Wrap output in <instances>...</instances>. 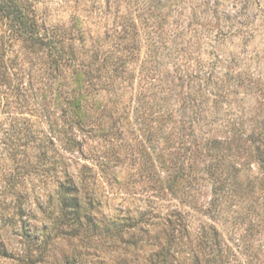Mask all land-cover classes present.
<instances>
[{
	"label": "rangeland",
	"instance_id": "obj_1",
	"mask_svg": "<svg viewBox=\"0 0 264 264\" xmlns=\"http://www.w3.org/2000/svg\"><path fill=\"white\" fill-rule=\"evenodd\" d=\"M29 1L54 46L0 13V264H264V0Z\"/></svg>",
	"mask_w": 264,
	"mask_h": 264
},
{
	"label": "trees",
	"instance_id": "obj_2",
	"mask_svg": "<svg viewBox=\"0 0 264 264\" xmlns=\"http://www.w3.org/2000/svg\"><path fill=\"white\" fill-rule=\"evenodd\" d=\"M0 13L3 18H5L6 20L10 22L12 31L14 32L13 34H15V36H17L19 39L23 40L30 46H33V47L39 46L41 48L43 46H46V47L50 46V48L51 46L52 47L54 46L53 44H50L49 38L47 39L45 34L41 32L39 23L37 21V17L35 15V11L29 0H0ZM5 66L6 65L0 63V86L4 85L6 88L5 90H1L0 88V94H4V95L6 94V99L8 101L9 97L10 96L12 97L14 93L16 95H22V94L24 95V92L22 91V89H20V87H17V86L13 87L11 82L5 81L6 80L5 76H7L6 68L5 70H2V68H4ZM213 77H214L213 71L207 72L205 73L203 80L205 83L209 85L210 83L214 82ZM82 102H83V99L77 98L75 99V102H71V106L74 107L77 110V112L82 113V107H81ZM11 103L8 102L6 105L9 106L11 105ZM196 113L198 114L199 111ZM18 124L19 123L16 124V122L14 121L10 123V127L4 128L2 130V134L4 135L3 139H1L2 142L7 143L6 140H11L12 138L16 139L15 142L20 140V137L18 135L21 133V130H20L21 125H18ZM263 155L264 153L262 154V156ZM260 160L264 168V156L261 157ZM70 197L75 202L78 201L79 199L76 196L75 192L71 193ZM216 235H218V230L215 229V235L212 237H209V239L211 240V243L215 244L216 246H221L222 241L220 239V236L219 235L216 236ZM161 248H162L161 250L162 252H159L160 254L158 253L155 255L156 260L153 264H169V259L172 255V253H170L171 249H168L164 246ZM172 256H174V254ZM194 261L197 262L196 260ZM171 264H173L172 261H171Z\"/></svg>",
	"mask_w": 264,
	"mask_h": 264
}]
</instances>
